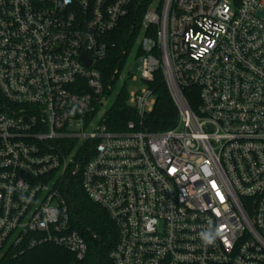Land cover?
<instances>
[{"label": "built area", "instance_id": "2783aa9c", "mask_svg": "<svg viewBox=\"0 0 264 264\" xmlns=\"http://www.w3.org/2000/svg\"><path fill=\"white\" fill-rule=\"evenodd\" d=\"M140 9L0 0V257L45 243L86 257L68 193L79 177L117 228L112 264H264V0L149 4L130 76L146 86L126 88L136 119L113 131L110 111L94 117L127 51L107 72L102 63ZM159 70L179 114L153 132L142 122ZM182 86L199 89L195 110ZM215 226L226 242L203 246L198 234Z\"/></svg>", "mask_w": 264, "mask_h": 264}, {"label": "trees", "instance_id": "16d2710c", "mask_svg": "<svg viewBox=\"0 0 264 264\" xmlns=\"http://www.w3.org/2000/svg\"><path fill=\"white\" fill-rule=\"evenodd\" d=\"M141 9L137 14H130L116 29L111 39L114 47L111 55L102 66L109 70L116 65L122 56L124 43L130 38L133 24L138 26L143 18L147 6L153 0H138ZM150 87L156 95V103L152 111L143 118L142 125L148 131L159 132L174 127L178 120V108L164 79L161 70L155 73ZM182 92L192 109H196L199 103V89L195 86L183 87ZM128 94L124 90L116 98L115 107L110 111L107 124L113 131H124L129 119H136L130 112L127 103ZM68 187L69 200L72 213H77L78 220H75V228L88 242V253L82 260L69 250L50 243L35 247H16L7 250L0 257V264H112L109 253L117 242V228L110 215L100 206L92 202L84 193L78 177ZM74 216V214H73Z\"/></svg>", "mask_w": 264, "mask_h": 264}, {"label": "rangeland", "instance_id": "374dc122", "mask_svg": "<svg viewBox=\"0 0 264 264\" xmlns=\"http://www.w3.org/2000/svg\"><path fill=\"white\" fill-rule=\"evenodd\" d=\"M164 0H153L150 4L155 5L160 9ZM144 35V29L141 27V21L139 22L135 33L133 34L130 40L124 43L125 49L127 51V55L125 56L124 60L120 64V77L117 79L113 86V91L106 92L104 95V99L102 100L103 105H100L99 111L95 114V122H98L102 116H104L107 112L111 111L116 104V95L121 93L122 91L128 90L129 93H134L139 91L140 88H144L146 84L138 79L133 80L130 78L131 74L134 73V65L138 61V54H139V46L140 40ZM128 105L134 107V103L128 102ZM79 141H76V146H78ZM74 219L78 220L77 213H74Z\"/></svg>", "mask_w": 264, "mask_h": 264}, {"label": "clouds", "instance_id": "9594fccd", "mask_svg": "<svg viewBox=\"0 0 264 264\" xmlns=\"http://www.w3.org/2000/svg\"><path fill=\"white\" fill-rule=\"evenodd\" d=\"M205 175H210V169L205 167L203 169ZM24 197L22 196L21 199ZM226 229L223 226L209 227L208 229L202 230L198 235L203 246H213L216 244L217 239L222 242H226L224 239Z\"/></svg>", "mask_w": 264, "mask_h": 264}, {"label": "water", "instance_id": "95a60500", "mask_svg": "<svg viewBox=\"0 0 264 264\" xmlns=\"http://www.w3.org/2000/svg\"><path fill=\"white\" fill-rule=\"evenodd\" d=\"M84 60L86 61V64H87V65H91V60L85 58V56H84Z\"/></svg>", "mask_w": 264, "mask_h": 264}]
</instances>
